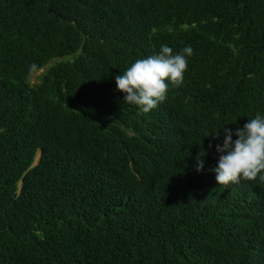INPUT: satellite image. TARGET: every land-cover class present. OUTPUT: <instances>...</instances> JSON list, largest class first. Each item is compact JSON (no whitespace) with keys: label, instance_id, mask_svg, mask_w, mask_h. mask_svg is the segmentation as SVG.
I'll use <instances>...</instances> for the list:
<instances>
[{"label":"trees","instance_id":"trees-1","mask_svg":"<svg viewBox=\"0 0 264 264\" xmlns=\"http://www.w3.org/2000/svg\"><path fill=\"white\" fill-rule=\"evenodd\" d=\"M162 45L144 113L116 77ZM257 115L264 0H0V264H264V181L214 171Z\"/></svg>","mask_w":264,"mask_h":264},{"label":"clouds","instance_id":"clouds-1","mask_svg":"<svg viewBox=\"0 0 264 264\" xmlns=\"http://www.w3.org/2000/svg\"><path fill=\"white\" fill-rule=\"evenodd\" d=\"M192 55L191 46L174 54L172 48L162 45L158 55L136 60L116 77L117 87L125 93L126 103L138 106L144 113L156 109L166 100L169 84L175 88L183 85L187 57ZM223 131V146H216L220 153L218 167L214 170L217 182L220 185L239 184L242 179L256 181L258 177L264 181V117L257 115L243 128H238L235 141L230 129L225 127ZM215 138L219 139V134ZM203 169V162L199 161L197 171L201 173Z\"/></svg>","mask_w":264,"mask_h":264},{"label":"rangeland","instance_id":"rangeland-1","mask_svg":"<svg viewBox=\"0 0 264 264\" xmlns=\"http://www.w3.org/2000/svg\"><path fill=\"white\" fill-rule=\"evenodd\" d=\"M46 70H47V68L42 69L41 71H39V72H37L36 74H34V75L32 76V78L30 79L31 84H36V83L40 82V77H41V75H42L43 73L46 72Z\"/></svg>","mask_w":264,"mask_h":264}]
</instances>
